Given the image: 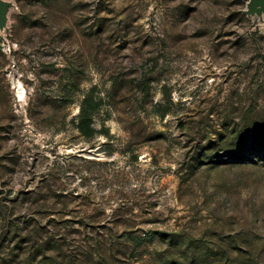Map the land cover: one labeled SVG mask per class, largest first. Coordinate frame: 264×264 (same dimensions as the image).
Segmentation results:
<instances>
[{
	"label": "rangeland",
	"instance_id": "374dc122",
	"mask_svg": "<svg viewBox=\"0 0 264 264\" xmlns=\"http://www.w3.org/2000/svg\"><path fill=\"white\" fill-rule=\"evenodd\" d=\"M2 1L0 264H264V10Z\"/></svg>",
	"mask_w": 264,
	"mask_h": 264
},
{
	"label": "trees",
	"instance_id": "16d2710c",
	"mask_svg": "<svg viewBox=\"0 0 264 264\" xmlns=\"http://www.w3.org/2000/svg\"><path fill=\"white\" fill-rule=\"evenodd\" d=\"M91 100L90 96L85 95L78 112L77 128L86 135L92 131L91 122L94 104Z\"/></svg>",
	"mask_w": 264,
	"mask_h": 264
},
{
	"label": "water",
	"instance_id": "95a60500",
	"mask_svg": "<svg viewBox=\"0 0 264 264\" xmlns=\"http://www.w3.org/2000/svg\"><path fill=\"white\" fill-rule=\"evenodd\" d=\"M248 11L253 13L257 12L260 13L264 10V0H248L247 3ZM5 10H6V3L0 0V25H4L5 23Z\"/></svg>",
	"mask_w": 264,
	"mask_h": 264
},
{
	"label": "bare ground",
	"instance_id": "6f19581e",
	"mask_svg": "<svg viewBox=\"0 0 264 264\" xmlns=\"http://www.w3.org/2000/svg\"><path fill=\"white\" fill-rule=\"evenodd\" d=\"M1 23V22H0ZM15 91H16V97H18L21 100H25V88L24 85L19 81L18 85H16L15 87Z\"/></svg>",
	"mask_w": 264,
	"mask_h": 264
}]
</instances>
